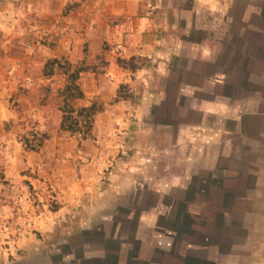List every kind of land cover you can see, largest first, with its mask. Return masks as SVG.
Returning a JSON list of instances; mask_svg holds the SVG:
<instances>
[{"label": "crops", "instance_id": "1", "mask_svg": "<svg viewBox=\"0 0 264 264\" xmlns=\"http://www.w3.org/2000/svg\"><path fill=\"white\" fill-rule=\"evenodd\" d=\"M104 8L113 24L87 25L76 39L62 33L43 55L0 65V89L20 84L21 107L47 135L27 154L0 129V173L11 185L0 188V220L17 224L0 264H28L33 254L39 264H264V217L231 209L264 206L251 198L264 184L241 180L264 167V0H111ZM90 34L97 42L84 55ZM95 54L102 62L78 73L76 103L100 109L84 139H59V110L37 96L53 77L44 62L72 67ZM120 85L129 99L116 97ZM160 158L169 160L162 169ZM220 176L233 183L220 185ZM25 178L37 183L34 201L19 184ZM125 194L134 209L117 213ZM29 225L58 242L29 247ZM90 231L97 246L68 245Z\"/></svg>", "mask_w": 264, "mask_h": 264}, {"label": "rangeland", "instance_id": "2", "mask_svg": "<svg viewBox=\"0 0 264 264\" xmlns=\"http://www.w3.org/2000/svg\"><path fill=\"white\" fill-rule=\"evenodd\" d=\"M108 1L111 0H0V65H2L3 60H6L9 57L20 59L24 55L28 54H37V56L43 55L44 53L42 52V50H51V46L54 45L53 42L59 36H62V33L68 34L73 31L72 33L76 35L74 36V38L76 39L80 37L79 35L82 34V30L87 25L91 28L94 25L97 26L99 23H105L106 25L113 24L115 22L114 18L108 17L103 10L105 9V4ZM154 1L155 0H143L145 4H149ZM67 17H69L68 21L66 19ZM79 27H81V29ZM87 42H92L95 44L97 42V39H94L92 34L89 35V39L82 45L80 50V53L84 55H87ZM87 57L88 58L84 59V61H82L80 65L72 66L70 68L63 65V62L65 60L61 59L57 60L60 65L52 64L43 69L42 73H49V75H52L53 77L52 79H43L42 85H40V87L38 88L37 96L40 98V104L52 105L58 110V107H61L63 103L60 101H62V99L64 98L63 96H59L58 92L63 88L66 77L72 71L77 69L82 70L83 68H98L102 62L101 56L99 55L95 54L92 56L89 55ZM50 60L52 59L49 57L48 59H46L44 64ZM6 67H4L5 74L9 72V68ZM155 82H157V84L160 83L159 81ZM15 86L16 87L14 90L5 91V89H0V129H5L6 135L12 136V142H15L13 143L17 145L21 152L29 154L38 149V146H40L43 140L47 138V135L44 129L38 126L37 118L32 114L25 113V111L21 107L17 97L22 96L23 92L20 84H16ZM120 86H123V88L118 87L119 95L124 97V99H129L130 93H128L127 87L125 85ZM67 105L69 107H72L75 111L79 108L76 101H70L69 103H67ZM154 114L156 117L160 118V111H155ZM74 115L75 114L73 113L72 116ZM77 119L78 128L81 135L82 132L84 133V135H88V133H85L84 131L85 120L84 118H82V115L77 117ZM54 132L55 136L59 139L71 138V140L75 142H79L80 140V137L76 135V133L71 134L68 131L60 130L59 125ZM240 147L236 146V152H241ZM1 148L2 146H0V153L2 152ZM254 154H259L258 149L257 151L255 150ZM235 155L237 156L236 159L242 156V154ZM168 162L169 160L166 161L162 158L155 160L156 165L161 169L168 165ZM260 163L264 165V157L260 160ZM256 165L258 166V160H256ZM223 166L231 167L230 164ZM239 166L240 165L236 164L234 168H237ZM141 167L145 169L146 164L142 165ZM230 169L231 168H228V171H230ZM247 171L249 170L247 169ZM241 180L244 183H252L257 180V182L259 181L260 184H264V167L262 168V170L260 168V171L258 167L255 171V175L254 173L249 176H247L246 174L243 175ZM217 181H221L220 185L223 186L233 183L231 179L226 181L225 176L217 177ZM8 183L9 182L7 180H2V174L0 173V188L10 189L11 185ZM19 184L23 186L24 194L27 197L29 196L30 198L31 195H33L32 193L37 183L33 182L32 179L25 178L20 181ZM132 197L133 196L131 194H125L120 198L123 200L124 207L118 210L117 213H125V211H128V213H130L131 209H134L130 206ZM251 198H254V200H256L255 202L260 201V198L261 202L263 203V189L262 191L256 189V191L251 192ZM1 199L7 200L8 198ZM34 204L35 203H33V205ZM53 207L54 205L51 204L47 209H53ZM223 209L218 208V210ZM231 209L235 210V213L236 215H238V217L250 212H256V214H261V216L264 217V206H235ZM2 220H11L12 222H14L11 218L8 217L2 218L1 221ZM253 224L256 225V223ZM92 225H96V228L98 226L97 223H94ZM62 228H65V224ZM26 231L27 235L28 233H31L30 240L32 241L30 244L28 243L29 247L41 246L42 244L43 246H45L47 245V243H49V245H56V242H58V238L56 237L51 240L50 235L47 239H42L43 237L40 236L39 231H37L34 226L32 227L31 225H29L28 227H26ZM80 241L81 243L85 241L89 244H92V246H97L98 233L94 231L87 232L83 236L81 235V237H77L75 241L69 243L68 245L77 246L80 245ZM254 245L255 244L252 243V247ZM27 254L31 253L29 252ZM27 254H24L21 257H25ZM38 256L39 254H37L36 256H34V254L31 255L27 260L28 264H39V261L37 260Z\"/></svg>", "mask_w": 264, "mask_h": 264}, {"label": "trees", "instance_id": "3", "mask_svg": "<svg viewBox=\"0 0 264 264\" xmlns=\"http://www.w3.org/2000/svg\"><path fill=\"white\" fill-rule=\"evenodd\" d=\"M60 65L59 62L55 59L47 61L44 66L43 69H45L48 65ZM63 65H65L66 67L70 68V65L67 64L66 62H63ZM84 68L82 70L77 69L72 71L67 77H66V81L65 84L63 86V88L58 92L59 96H63L64 98L62 99L63 102L61 107H58L59 112L61 113V118H60V122H59V129L62 131H68L71 134H75L78 135L80 137V139H84L87 135H84V133L79 132V128H78V119L77 117L82 115V118H84V126H85V133H88L90 128H91V120H92V116L99 111L100 107L97 106L95 103H91L89 106L87 107H80L78 108L76 111L73 110L72 107H69L67 105V103H69L70 101H76L78 99L82 98V94L78 88V86L76 85V80L78 77V73L80 71H83ZM44 76H48L49 73H43ZM119 88H123V86H119ZM119 88H118V92L116 97L117 98H124L122 96L119 95ZM75 114L74 116H72V114Z\"/></svg>", "mask_w": 264, "mask_h": 264}, {"label": "built area", "instance_id": "4", "mask_svg": "<svg viewBox=\"0 0 264 264\" xmlns=\"http://www.w3.org/2000/svg\"><path fill=\"white\" fill-rule=\"evenodd\" d=\"M47 191H52V188H47ZM33 195H31V200H35L36 190H33ZM32 202L31 204H33ZM15 225V226H14ZM17 224L11 220H0V251L6 254L9 253V250L15 248V242L17 239ZM16 236V237H15Z\"/></svg>", "mask_w": 264, "mask_h": 264}]
</instances>
